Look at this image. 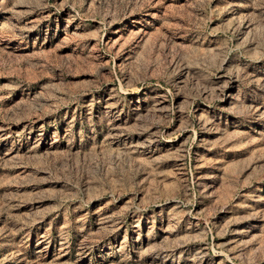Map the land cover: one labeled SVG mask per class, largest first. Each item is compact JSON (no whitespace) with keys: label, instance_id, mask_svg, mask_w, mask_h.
<instances>
[{"label":"rangeland","instance_id":"374dc122","mask_svg":"<svg viewBox=\"0 0 264 264\" xmlns=\"http://www.w3.org/2000/svg\"><path fill=\"white\" fill-rule=\"evenodd\" d=\"M0 264H264V0H0Z\"/></svg>","mask_w":264,"mask_h":264}]
</instances>
